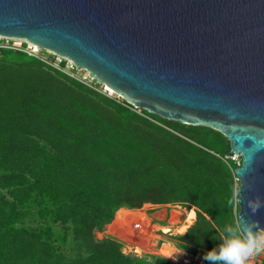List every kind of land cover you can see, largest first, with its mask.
<instances>
[{"label":"trees","instance_id":"trees-1","mask_svg":"<svg viewBox=\"0 0 264 264\" xmlns=\"http://www.w3.org/2000/svg\"><path fill=\"white\" fill-rule=\"evenodd\" d=\"M231 154L212 128L139 114L0 49V264H178L97 238L118 211L147 205L194 211L175 244L207 253L236 215L227 200L238 167L223 160Z\"/></svg>","mask_w":264,"mask_h":264},{"label":"water","instance_id":"water-1","mask_svg":"<svg viewBox=\"0 0 264 264\" xmlns=\"http://www.w3.org/2000/svg\"><path fill=\"white\" fill-rule=\"evenodd\" d=\"M0 36L69 59L135 109L222 133L242 158L239 211L264 228V207L246 204L264 200V0H0Z\"/></svg>","mask_w":264,"mask_h":264},{"label":"clouds","instance_id":"clouds-1","mask_svg":"<svg viewBox=\"0 0 264 264\" xmlns=\"http://www.w3.org/2000/svg\"><path fill=\"white\" fill-rule=\"evenodd\" d=\"M251 189V186H248ZM242 188L239 184L230 189L227 200L228 206L236 210L235 219L224 225L220 243L207 253L203 259L207 264H250L260 255H264V228L259 227V222L247 219L241 215L239 208L242 200ZM247 208L255 215L261 207H264V200L259 196L249 198L246 201ZM184 254V249H178L173 257L175 260L179 255Z\"/></svg>","mask_w":264,"mask_h":264},{"label":"built area","instance_id":"built-area-1","mask_svg":"<svg viewBox=\"0 0 264 264\" xmlns=\"http://www.w3.org/2000/svg\"><path fill=\"white\" fill-rule=\"evenodd\" d=\"M0 49H10L18 52H23L29 56L35 57L43 61L44 63L54 67L55 69H58L65 74L69 75L70 77L80 81L81 83L85 84L86 86L92 88L93 90L111 98L115 99L118 102H122L123 99L116 95L110 88H108L105 85L99 84L95 79L91 78L88 73L87 76H83L82 78H79L75 73L77 72L76 66L73 64L72 61H70L67 58L58 56L50 51H45L39 49L37 46L27 42L24 39H18V38H10V37H2L0 36ZM48 53L49 56L41 55V52ZM134 110L141 114V110L135 109ZM227 159L232 160L237 167L242 166V158L239 155L231 154L228 158H224L223 160L227 162ZM228 163V162H227ZM235 173V171H234ZM236 176V174H235ZM236 180L238 181L237 177ZM123 247L122 251L127 256H134L138 258H145L148 255L152 254L148 251H140V248L130 244V242L122 241ZM181 249L177 247V245L171 241H161V243L157 246V249L155 250V253L153 255L165 258L169 261L178 263V264H205V260L200 257L199 255L184 250V254L179 255L175 260L169 258L173 257L174 253ZM144 255V256H143Z\"/></svg>","mask_w":264,"mask_h":264},{"label":"rangeland","instance_id":"rangeland-1","mask_svg":"<svg viewBox=\"0 0 264 264\" xmlns=\"http://www.w3.org/2000/svg\"><path fill=\"white\" fill-rule=\"evenodd\" d=\"M41 55L49 56L46 52H41ZM79 78H82L83 76H87V72L84 70H77L75 73ZM179 211L181 214L179 216H175L174 213H177ZM137 213H143L147 217L148 221H146L143 224H133V225H127L124 226V231L127 232L129 242H131L134 238L133 236L138 232H143L148 239L146 242V247H148V252L152 253L150 255H153L155 253V250L157 247L153 244L155 240H158L157 235H161L165 241H171L175 243L174 237L181 233L180 229L184 225L185 221L183 219V216L186 215V210L180 206H173V205H147L142 210L135 211ZM188 214V212H187ZM162 218L163 220L159 219ZM116 221V217L113 220V222L105 227V229L102 232L97 233V238L102 239L104 237H112L120 242H122V239L112 235L109 233V228L114 225ZM159 225V226H158ZM161 227L163 229H161ZM167 228L168 231L165 232L164 229ZM151 241V244H148V242ZM156 244V243H155ZM145 245H143L145 247ZM206 252H200L198 254L200 257H204ZM144 256V255H143ZM149 256V255H148ZM250 264H264V255H260L258 257H255Z\"/></svg>","mask_w":264,"mask_h":264},{"label":"bare ground","instance_id":"bare-ground-1","mask_svg":"<svg viewBox=\"0 0 264 264\" xmlns=\"http://www.w3.org/2000/svg\"><path fill=\"white\" fill-rule=\"evenodd\" d=\"M176 214V215H175ZM181 213L179 211H177V213H174L175 216H179ZM195 218V212L194 211H190L188 212L186 219H185V224H190L193 222ZM146 221H148L147 217L145 216V214L143 213H137L135 211H130V210H126V209H122L120 211H118V213L116 214V221L114 223V225H112L109 228V233L122 239V240H126L128 241V234L126 231H124V226L127 225H135V224H143ZM185 230V227L183 226L180 231L183 232ZM165 232L168 231L167 228L164 229ZM128 239V240H127ZM129 242V241H128ZM140 251H148V247L141 246L139 247Z\"/></svg>","mask_w":264,"mask_h":264},{"label":"crops","instance_id":"crops-1","mask_svg":"<svg viewBox=\"0 0 264 264\" xmlns=\"http://www.w3.org/2000/svg\"><path fill=\"white\" fill-rule=\"evenodd\" d=\"M186 216H187V211H186ZM159 219L163 220L162 218H159ZM195 220H196V213H195V218H194L193 222L190 223V224H188V225H184L185 230H184L183 232H181V233L186 232V230L188 229V227L191 226V225L195 222ZM184 221H185V220H184ZM184 224H185V223H184ZM158 226H159V225H158ZM181 228H182V227H181ZM161 229H163V228L161 227ZM157 236H158V240H155V242L153 243V244L155 245V247H157V246L161 243V241L165 240L161 235H157ZM106 237H107V236H106ZM133 237H134V238H133V241L130 242V244L135 245V246H137V247H141V246L145 245V244H146L145 241L148 239V237H146L142 231H141V232H138V231H137V233H136ZM104 238H105V237H104ZM102 239H103V238H102ZM147 242H148V241H147ZM155 243H156V244H155ZM148 244H151V241H149ZM202 258H203V257H202Z\"/></svg>","mask_w":264,"mask_h":264}]
</instances>
